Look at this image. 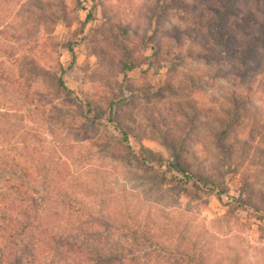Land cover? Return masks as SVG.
Returning <instances> with one entry per match:
<instances>
[{"label": "rangeland", "instance_id": "1", "mask_svg": "<svg viewBox=\"0 0 264 264\" xmlns=\"http://www.w3.org/2000/svg\"><path fill=\"white\" fill-rule=\"evenodd\" d=\"M14 173L20 264H264V0H0V203Z\"/></svg>", "mask_w": 264, "mask_h": 264}, {"label": "trees", "instance_id": "2", "mask_svg": "<svg viewBox=\"0 0 264 264\" xmlns=\"http://www.w3.org/2000/svg\"><path fill=\"white\" fill-rule=\"evenodd\" d=\"M230 1V0H229ZM57 84L63 88L67 96H71V91L64 87L63 82L61 79H56ZM112 118V113L109 114ZM119 128V127H117ZM120 132L124 136L123 140L126 141V134L124 133L123 127H120ZM176 159V158H174ZM143 162H156L155 158L152 154L147 153L146 155L142 156L141 159ZM169 172H175L178 176L182 178L183 183H189L191 186L197 189H206L209 190L218 197L223 196L226 194V190L224 187L220 186L219 184H214L203 177L190 173L179 161L175 160L174 162L169 163L168 165ZM14 180L17 182H23L27 186L28 191L19 193L21 196L18 197L17 200H11L9 204L7 203H0V264H20L21 257L23 256V243L25 242L26 234H29L31 229L34 228V223L39 220L40 208L41 203L37 201L35 198V193L38 192V189L30 187L27 183L23 174H16L12 175ZM0 197L3 200H7L9 198L4 197L3 193L0 191ZM24 200V201H23ZM233 208H240L243 210H247L246 208L249 207L245 204L241 199H237L233 204ZM250 208V207H249ZM257 216V215H255ZM131 236H134L140 244L144 245L146 250L140 255L141 259L146 258V252H151V254L155 256L159 255H172L177 259H183L186 262L193 263V264H203L196 256L188 253H182L179 251L169 252L163 249L159 243L156 241L154 242L149 236L145 233L140 235L137 232H130ZM109 258H116L119 259L116 262H120L123 259L128 260L131 262L132 255L128 252L126 255H113L112 257L107 256H99L98 259H103L102 261H108ZM106 263V262H104ZM109 264V263H108ZM111 264V263H110Z\"/></svg>", "mask_w": 264, "mask_h": 264}]
</instances>
